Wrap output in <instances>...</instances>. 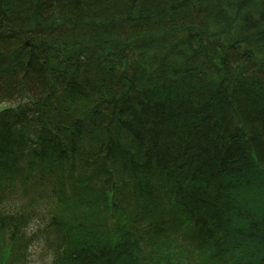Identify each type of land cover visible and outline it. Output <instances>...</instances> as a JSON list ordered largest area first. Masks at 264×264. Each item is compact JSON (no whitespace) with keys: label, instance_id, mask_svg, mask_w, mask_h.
<instances>
[{"label":"trees","instance_id":"1","mask_svg":"<svg viewBox=\"0 0 264 264\" xmlns=\"http://www.w3.org/2000/svg\"><path fill=\"white\" fill-rule=\"evenodd\" d=\"M6 96L42 116L0 110V264L36 193L54 264H264V0H0Z\"/></svg>","mask_w":264,"mask_h":264},{"label":"bare ground","instance_id":"2","mask_svg":"<svg viewBox=\"0 0 264 264\" xmlns=\"http://www.w3.org/2000/svg\"><path fill=\"white\" fill-rule=\"evenodd\" d=\"M49 1H52V0H49ZM196 34H197V31H195L194 33L193 32L190 33V35H192V36H195ZM241 39L243 40V37L241 38L239 36H236L235 42H239ZM8 97L9 96L4 97L3 102L0 103V105H5L6 108H8V107L14 108L13 111L10 110V112H8L6 114V118L8 119V121H13L17 118V119H21L20 121H23L26 123V122H29L32 120H38V118H40L42 116V114L39 111V108H37L32 103L26 102L24 100V98H19V100H12L11 98H8ZM15 105H18V106L16 107ZM71 132H78V134H79L80 129L78 128L75 131H71ZM121 147L126 148V145L123 142H121ZM76 151L80 152L79 148L78 149L76 148ZM78 152H76V153L80 154ZM122 152L126 154V156H127L126 158H128L130 161V165L126 166L125 169L127 168L129 171L132 170L133 168H134L133 170H135L137 168L140 169V166L143 164V162L136 160L135 156H132L131 154H128L125 151H122ZM72 165H73V161L69 160L67 163L63 164V169H67V168L69 169V167L72 168L73 167ZM89 165H91V163ZM77 167H78V165H77ZM79 167H82V166H79ZM155 177H156L155 174L148 175V173H147L146 176H144V179L142 182L146 183V184L152 183L155 181L154 180ZM123 180H124V184H126V185L130 184V183H134L137 181L136 179L133 180L130 177V174H128L126 177H124ZM226 191H227V193H225V195H228L229 197H232V198H233V196H235L233 193L231 194L230 191H228V190H226ZM160 212L162 213L163 219L171 227L176 229L178 231V233L181 235V236L179 235V236H173V237L168 236L167 237L169 241H172L171 247L173 250V254H177V255H181V257H185L187 250H189V248L192 244V241H194L193 237L189 233L180 230L178 227L179 221L185 215V212H186L185 207L184 206L178 207V205L174 204L173 206H171V208L162 209ZM150 213H155V212L153 211ZM150 213L147 214L148 219H153V216H150ZM139 220L143 221V218H139V219H138V217L135 218V221L139 222ZM72 253L74 254V252H72Z\"/></svg>","mask_w":264,"mask_h":264},{"label":"rangeland","instance_id":"3","mask_svg":"<svg viewBox=\"0 0 264 264\" xmlns=\"http://www.w3.org/2000/svg\"><path fill=\"white\" fill-rule=\"evenodd\" d=\"M5 105H0V110L3 109ZM34 238L37 239L40 243V235L33 234ZM35 242L34 245H32L28 252V257H26V263L29 262V264H51L50 263V257L49 253L47 252L46 248L43 247V245L40 243Z\"/></svg>","mask_w":264,"mask_h":264}]
</instances>
